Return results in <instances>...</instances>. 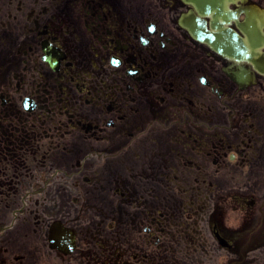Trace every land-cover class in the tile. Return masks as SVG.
<instances>
[{"label": "flooded vegetation", "instance_id": "obj_1", "mask_svg": "<svg viewBox=\"0 0 264 264\" xmlns=\"http://www.w3.org/2000/svg\"><path fill=\"white\" fill-rule=\"evenodd\" d=\"M191 11L0 0V264H264V47Z\"/></svg>", "mask_w": 264, "mask_h": 264}, {"label": "water", "instance_id": "obj_2", "mask_svg": "<svg viewBox=\"0 0 264 264\" xmlns=\"http://www.w3.org/2000/svg\"><path fill=\"white\" fill-rule=\"evenodd\" d=\"M189 3L195 4L199 9L203 11H215L218 14H222L223 3L227 0H186ZM253 21V17L250 18V22ZM248 22V21H247ZM190 30L193 32L195 36H199L203 38V40L208 41L211 45H213L217 50L223 52H230L232 54H242V46L240 38L233 32L229 30L221 31V36L218 34L215 37H209L204 26L197 22V20H193ZM242 30L249 34L251 37V45L255 46L254 43L258 41L260 35L254 31L250 30V28H246L242 26Z\"/></svg>", "mask_w": 264, "mask_h": 264}]
</instances>
